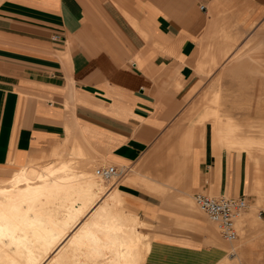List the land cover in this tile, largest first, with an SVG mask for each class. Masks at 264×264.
I'll return each instance as SVG.
<instances>
[{
    "label": "crops",
    "instance_id": "obj_1",
    "mask_svg": "<svg viewBox=\"0 0 264 264\" xmlns=\"http://www.w3.org/2000/svg\"><path fill=\"white\" fill-rule=\"evenodd\" d=\"M263 18L264 0H0V181L22 167L61 161L86 171L93 162L115 164L122 200L155 226L145 264H220L221 249L200 246L203 220L188 190H177L182 181L163 185L145 166L178 146L169 142L178 139L204 77ZM232 118L231 126L238 123ZM207 121L218 140L221 127L231 131L219 112L202 118L195 172L193 164L179 171L189 172L186 187L247 196L241 153L248 148L216 155ZM62 144L80 161L30 163ZM136 165L145 168L134 172ZM249 209L253 216L256 204ZM238 253L232 246L233 263Z\"/></svg>",
    "mask_w": 264,
    "mask_h": 264
},
{
    "label": "rangeland",
    "instance_id": "obj_2",
    "mask_svg": "<svg viewBox=\"0 0 264 264\" xmlns=\"http://www.w3.org/2000/svg\"><path fill=\"white\" fill-rule=\"evenodd\" d=\"M243 40L242 43L232 45L227 58L225 57V59L220 61L217 67L218 69L213 76L204 77L205 81L201 90L194 97V102L186 109L188 111L184 116L186 119H183L185 121L178 125L180 128L178 139L169 142L173 145L177 143L178 146L176 145L175 148L170 146L167 149L166 156L154 157V163H149L145 166L149 168L147 172L145 171V174L152 172L153 175L151 178L156 181L159 180V183H163V185H170L171 183L178 184L177 181L179 179L182 181L181 185L177 187V190H188L189 195L192 196L190 199L191 205L195 212L199 211L196 214H199L203 220L200 222L202 241L200 246L216 245L221 249L223 261L220 264H240V262L241 264H264V18L248 33V37ZM248 44H250V48L245 49V46ZM250 49L251 51L249 52ZM249 53L252 58H249ZM217 112L222 114V117L226 119L225 126L228 125L231 131L224 133L225 129L221 127L218 135L222 139L218 140L214 137V122L207 121L208 132L211 133V140L216 149V155L217 153H222L223 150L226 151L227 147L231 148L232 146L233 152L252 148V150L250 149L251 151L243 150V154L241 153V155L244 162V178L249 182L250 186L247 199L249 200V204H256V213L253 216L248 214L249 207L243 212L236 225L238 239L234 241L225 240L220 235L217 225L196 205L193 195L195 192L201 190L186 187V184H189L187 183L189 172H179L181 168L185 170L190 169L192 164L195 172L202 150L199 152L194 151L195 154L193 155L192 146L194 142L198 147L202 143V118L207 115L214 116ZM231 118L237 120L238 123H234L231 126ZM242 131H248V137L250 139L243 141L244 136ZM256 137L260 139L256 140ZM78 151L80 152V150ZM226 154L229 153L226 151ZM79 155L81 156L74 147L68 148L66 144H62L53 150L40 152L30 163L41 166L59 157L80 161V158H77ZM77 166L82 167L83 165L79 163ZM97 166H99L97 162L92 163L90 168L91 172L88 171V176L103 191L110 192L112 188L117 187L116 185H118L120 179L114 178L109 181H104L100 177H94V169ZM145 167L136 165L132 170L138 172L139 169ZM157 169L162 170V173H158ZM11 174L9 173L7 177ZM164 190L167 193H173L176 189ZM256 192H260L261 196V201L258 203L256 202L258 198ZM209 193L217 197L220 196L217 190H212ZM118 209L121 212L130 210L132 212L128 213L136 214L135 216L138 217V220L143 222L142 230L150 235L151 242H153L154 236L152 229L155 226L141 217L137 209L129 204L125 197L124 201L119 203ZM258 213L262 218L258 216ZM170 223L177 224L174 220H170ZM234 245L237 247L238 254L240 255V259L235 258V263L229 257V253ZM201 255H203V252ZM145 257H147L146 253ZM0 264H9V262Z\"/></svg>",
    "mask_w": 264,
    "mask_h": 264
},
{
    "label": "bare ground",
    "instance_id": "obj_3",
    "mask_svg": "<svg viewBox=\"0 0 264 264\" xmlns=\"http://www.w3.org/2000/svg\"><path fill=\"white\" fill-rule=\"evenodd\" d=\"M88 174L61 161L0 181V263L145 264L143 222L118 209V187L105 192Z\"/></svg>",
    "mask_w": 264,
    "mask_h": 264
},
{
    "label": "built area",
    "instance_id": "obj_4",
    "mask_svg": "<svg viewBox=\"0 0 264 264\" xmlns=\"http://www.w3.org/2000/svg\"><path fill=\"white\" fill-rule=\"evenodd\" d=\"M121 172L115 164L99 165L94 169L95 175L104 181L119 178ZM194 201L207 217L217 225L220 235L225 240L234 241L238 238L236 222L248 207L246 195H220L217 197L197 191L194 194Z\"/></svg>",
    "mask_w": 264,
    "mask_h": 264
}]
</instances>
